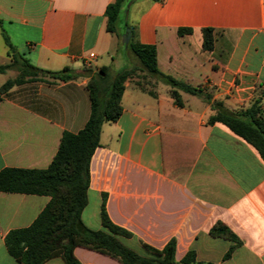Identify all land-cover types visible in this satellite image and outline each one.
I'll return each instance as SVG.
<instances>
[{
    "label": "crops",
    "instance_id": "obj_1",
    "mask_svg": "<svg viewBox=\"0 0 264 264\" xmlns=\"http://www.w3.org/2000/svg\"><path fill=\"white\" fill-rule=\"evenodd\" d=\"M113 1L0 0V65L11 61L5 35L15 54L45 71L108 73L97 62L104 56L112 61L123 49L126 64L116 73L135 66L121 39L106 31L104 11ZM123 23L135 42L155 46L161 73L202 88L230 111L245 108L256 87L264 88V0H131ZM178 29L192 32L178 36ZM203 29L214 30L211 51L202 49ZM136 81L124 83L119 119L101 127L83 226L103 230L105 196L111 223L132 235L119 241L139 254L141 243L161 250L174 239L177 262L192 251L205 264H264V162L226 127L208 125L211 111L201 99L179 92L178 107L168 86L149 80L153 97ZM87 82L25 83L2 95L0 171L49 166L62 134H76L89 118ZM49 201L0 192V264H19L4 237L30 226ZM218 225L235 239L211 236ZM74 256L80 264H120L82 247ZM44 264L64 263L54 258Z\"/></svg>",
    "mask_w": 264,
    "mask_h": 264
},
{
    "label": "trees",
    "instance_id": "obj_2",
    "mask_svg": "<svg viewBox=\"0 0 264 264\" xmlns=\"http://www.w3.org/2000/svg\"><path fill=\"white\" fill-rule=\"evenodd\" d=\"M129 1L131 0H114L104 11L106 31L117 40L121 39L128 28L123 23V14ZM191 32L190 29H178L177 35L183 36ZM213 33L212 29L201 30L204 51L212 50ZM133 36L131 30L126 47L135 58L136 65H127L112 78H108L106 68H101L94 75H90V70L85 68L81 71L63 68L57 72L36 68L15 54L3 35L11 61L0 65V74L11 69L16 71L17 76L0 87V102L2 95L17 85L33 82L56 85L78 77L88 78L86 88L90 102V114L85 126L76 134H62L57 152L46 169L9 168L0 171V192L50 198L30 226L9 231L4 237L7 253L19 264H44L54 258H60L64 264H80L74 256L76 247L105 255L120 264H205L196 262L192 251L177 262L174 258V239L169 240L161 250L141 243L142 254L123 245L119 238L130 239L132 235L111 223L105 211V196L100 205V223L103 230H89L81 222V213L87 204L90 160L99 147L102 125L113 123L121 116L120 101L124 83L128 80L137 79L136 87L153 97L155 94L149 88V80L168 86L169 95L178 107L183 105L179 92L201 99L211 111L207 124L217 123L226 127L254 148L264 162V88L256 87L253 98L245 108L230 111L221 102L213 100L202 88L189 86L161 73L157 67L155 46L135 42ZM210 235L235 239L221 225L211 229ZM234 248L235 246L228 250L225 258L231 255Z\"/></svg>",
    "mask_w": 264,
    "mask_h": 264
},
{
    "label": "rangeland",
    "instance_id": "obj_3",
    "mask_svg": "<svg viewBox=\"0 0 264 264\" xmlns=\"http://www.w3.org/2000/svg\"><path fill=\"white\" fill-rule=\"evenodd\" d=\"M134 60H135V58H134ZM97 63L98 64L104 63L106 65V67H108V69H109V72L107 73V77L112 78L113 72L116 73V70L121 69L122 65L126 64L125 49L120 51L119 55H115V57L112 61L107 56H104L102 58V60H99ZM16 76H17V73L15 70H11V69L7 70L5 75H0V80H1L0 83H4L5 81H8V80H13L16 78ZM90 206L92 207V205H90ZM91 207H89V208H91ZM88 210H91V209H88Z\"/></svg>",
    "mask_w": 264,
    "mask_h": 264
},
{
    "label": "water",
    "instance_id": "obj_4",
    "mask_svg": "<svg viewBox=\"0 0 264 264\" xmlns=\"http://www.w3.org/2000/svg\"><path fill=\"white\" fill-rule=\"evenodd\" d=\"M130 28H127L124 32V34L121 37V43L126 47L128 45V42L130 40Z\"/></svg>",
    "mask_w": 264,
    "mask_h": 264
},
{
    "label": "built area",
    "instance_id": "obj_5",
    "mask_svg": "<svg viewBox=\"0 0 264 264\" xmlns=\"http://www.w3.org/2000/svg\"><path fill=\"white\" fill-rule=\"evenodd\" d=\"M89 58H93V55H90Z\"/></svg>",
    "mask_w": 264,
    "mask_h": 264
}]
</instances>
